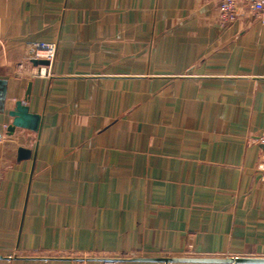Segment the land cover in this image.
<instances>
[{
  "label": "crops",
  "instance_id": "0c3cea01",
  "mask_svg": "<svg viewBox=\"0 0 264 264\" xmlns=\"http://www.w3.org/2000/svg\"><path fill=\"white\" fill-rule=\"evenodd\" d=\"M219 3L0 0V264H264V24Z\"/></svg>",
  "mask_w": 264,
  "mask_h": 264
},
{
  "label": "built area",
  "instance_id": "2783aa9c",
  "mask_svg": "<svg viewBox=\"0 0 264 264\" xmlns=\"http://www.w3.org/2000/svg\"><path fill=\"white\" fill-rule=\"evenodd\" d=\"M255 15L264 24V0H220L219 17L222 24H232L235 22L242 11ZM56 51L55 43H37L30 50L28 58L13 62L10 64L13 73L24 79L36 77H47L52 74L51 61ZM45 59L49 64H35L34 60ZM256 141L261 145V156L259 168L264 179V132L258 135ZM74 264H85L84 261L78 260ZM101 264H117L113 258L103 259Z\"/></svg>",
  "mask_w": 264,
  "mask_h": 264
},
{
  "label": "water",
  "instance_id": "95a60500",
  "mask_svg": "<svg viewBox=\"0 0 264 264\" xmlns=\"http://www.w3.org/2000/svg\"><path fill=\"white\" fill-rule=\"evenodd\" d=\"M34 63H48L46 60H34ZM6 80H0V100H5L7 90H6ZM10 114L14 117L12 124L8 127V131L13 132L16 127H28L30 129H37L40 123V117L37 114H32L28 111V107L22 104L21 101L16 103L15 109L10 111ZM20 157L28 156L29 151L25 149L19 150ZM163 261H170V260H179L181 258L177 257H163L157 258ZM187 259V258H184ZM188 260H232V261H239L240 258L230 257L228 259H219V258H189ZM243 260L246 261H255L258 259H251V258H244Z\"/></svg>",
  "mask_w": 264,
  "mask_h": 264
},
{
  "label": "rangeland",
  "instance_id": "374dc122",
  "mask_svg": "<svg viewBox=\"0 0 264 264\" xmlns=\"http://www.w3.org/2000/svg\"><path fill=\"white\" fill-rule=\"evenodd\" d=\"M55 46H56V50H57V44L55 43ZM55 54H56V51H55ZM54 57H55V55H54ZM54 59V58H53ZM53 59H52V61H53ZM37 60H45V59H37ZM47 61V60H46ZM52 61H51V64H52ZM37 64H49V61H48V63H37ZM52 75V74H51ZM50 75V76H51ZM50 76H47V77H50ZM37 78V77H36ZM32 79H34V78H32Z\"/></svg>",
  "mask_w": 264,
  "mask_h": 264
}]
</instances>
